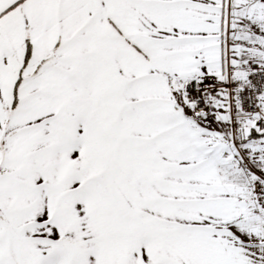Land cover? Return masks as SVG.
Listing matches in <instances>:
<instances>
[{"label":"snow or ice","instance_id":"snow-or-ice-1","mask_svg":"<svg viewBox=\"0 0 264 264\" xmlns=\"http://www.w3.org/2000/svg\"><path fill=\"white\" fill-rule=\"evenodd\" d=\"M0 264H264V0H0Z\"/></svg>","mask_w":264,"mask_h":264}]
</instances>
